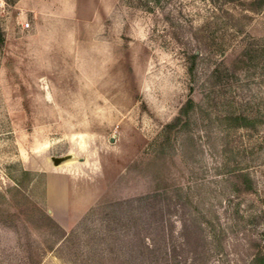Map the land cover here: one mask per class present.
Wrapping results in <instances>:
<instances>
[{
  "label": "rangeland",
  "instance_id": "obj_1",
  "mask_svg": "<svg viewBox=\"0 0 264 264\" xmlns=\"http://www.w3.org/2000/svg\"><path fill=\"white\" fill-rule=\"evenodd\" d=\"M0 264H264V0H0Z\"/></svg>",
  "mask_w": 264,
  "mask_h": 264
},
{
  "label": "water",
  "instance_id": "obj_2",
  "mask_svg": "<svg viewBox=\"0 0 264 264\" xmlns=\"http://www.w3.org/2000/svg\"><path fill=\"white\" fill-rule=\"evenodd\" d=\"M74 157V154H66V155H63V156H51L50 157V160L52 161V163L54 165H57V164H60L61 162L65 161L66 159H70V158H73Z\"/></svg>",
  "mask_w": 264,
  "mask_h": 264
},
{
  "label": "bare ground",
  "instance_id": "obj_3",
  "mask_svg": "<svg viewBox=\"0 0 264 264\" xmlns=\"http://www.w3.org/2000/svg\"><path fill=\"white\" fill-rule=\"evenodd\" d=\"M75 158H70V159H66L65 161H63V162H61V163H66V162H69V161H72V160H74ZM60 163V164H61ZM51 188V187H50ZM50 193V200H52V201H54L55 199H54V193H55V191H54V189H50V191H49Z\"/></svg>",
  "mask_w": 264,
  "mask_h": 264
},
{
  "label": "crops",
  "instance_id": "obj_4",
  "mask_svg": "<svg viewBox=\"0 0 264 264\" xmlns=\"http://www.w3.org/2000/svg\"><path fill=\"white\" fill-rule=\"evenodd\" d=\"M54 202V201H53Z\"/></svg>",
  "mask_w": 264,
  "mask_h": 264
}]
</instances>
